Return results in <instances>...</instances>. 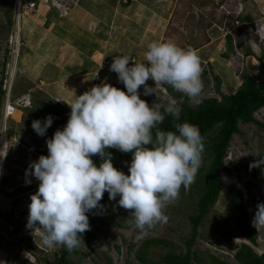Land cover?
Masks as SVG:
<instances>
[{
  "label": "rangeland",
  "instance_id": "obj_1",
  "mask_svg": "<svg viewBox=\"0 0 264 264\" xmlns=\"http://www.w3.org/2000/svg\"><path fill=\"white\" fill-rule=\"evenodd\" d=\"M38 1L50 5L44 11V17L49 18L51 7L57 9L63 0ZM240 1L245 5V13L251 12V23L264 17V0H138L132 3L128 0L125 4L122 0H98V11L108 19H89L88 28L83 32H93L95 37L90 40L91 44L80 47L85 55L80 60L76 57L79 52L72 54V46H68L69 41L70 44L81 41L77 32L82 29L76 25V20L65 19L67 15L63 17L66 23L61 25L65 28L67 24L72 25L74 29L69 30L79 35V38L73 35L74 41L68 40L65 33L57 28L60 21L51 18L52 24L46 23L44 19L32 16V12H18V0H0V80L3 79L0 81V157L5 156L4 166L0 163V264H12L10 261L41 264L44 259H54L59 245L54 248L44 246L39 233L26 227L30 196L37 191L39 184L35 177L26 175V169L40 155L48 154L46 139L61 129L57 120L67 123L71 111L68 104L74 101V94H83L102 81L126 92L118 81L117 73L110 71L113 59L128 56L135 63H147L145 53L150 43L173 42L199 58L203 85L199 101L204 97L220 101L222 95L234 93L245 74L252 73L256 81L261 80L260 62L256 57H263L264 61L262 45L250 33L248 25L232 24L230 10ZM58 11L53 12L56 14ZM55 24L58 25L54 29ZM14 33L22 42L17 60L10 45L15 41ZM227 34L231 36L232 43L235 42L237 52H231L228 47ZM225 44L229 52H226ZM50 67L56 70L52 72ZM39 71L44 73V77H50L45 81L47 84L42 83L46 86L38 84ZM214 75L219 77L218 86ZM6 78L11 79L13 97L28 93L32 101L31 108H23L19 113V120L7 117V123L2 114ZM147 84L156 88V95H140V98L150 107L159 104L162 110L172 100L177 106L181 103L196 104L167 84L155 85L151 79ZM141 91L143 86L139 89ZM175 91L180 94L175 95ZM48 115L53 117V123L46 136L39 139L27 136L35 132L32 122L43 121ZM253 116L257 122L239 121V132L234 133L229 142L223 159L225 169L220 171L219 194L196 229L190 247V264H209L214 260L241 264L234 258V253L243 244L252 247L258 255L264 254V231H255L259 244L253 245L245 239L237 223L239 211L231 191L232 185L242 191L241 202L252 221L256 206L264 203L262 165L250 168V164L264 157V107L255 111ZM213 134L214 131H210L203 139L202 154L205 157L209 153L208 138ZM130 162L131 157L121 161L119 170L129 174L127 165ZM207 165L208 159L205 158L189 189H181L178 199L163 210L168 217L167 224L157 225L142 236L130 222V211L118 205L117 196L116 200L106 204L101 222L90 228V237L82 235L79 246L68 255V264H165L166 254L184 253L186 241L192 233L189 217L199 198V179ZM29 180L31 183L26 182ZM156 240L162 242H151Z\"/></svg>",
  "mask_w": 264,
  "mask_h": 264
},
{
  "label": "clouds",
  "instance_id": "obj_2",
  "mask_svg": "<svg viewBox=\"0 0 264 264\" xmlns=\"http://www.w3.org/2000/svg\"><path fill=\"white\" fill-rule=\"evenodd\" d=\"M21 1L27 4L30 0ZM35 1L37 6L39 1ZM78 2L63 0L57 9L65 16ZM245 11L238 18L251 14ZM240 21L247 25L245 22H251V18ZM258 22L263 23L264 17ZM145 60L147 63H135L128 56L113 59L110 71L117 73L126 92L105 82L78 96L74 94V101L68 104L71 111L67 123L46 139L48 154L40 155L26 169V175L39 181L37 191L30 196L26 227L39 233L44 246L60 245L69 252L77 248L82 234L90 230L87 214L104 209L100 201L105 192L109 200L119 196L118 205L130 211V222L142 236L157 225L167 224L163 210L178 199L181 189L187 191L195 181L204 150L200 132L187 122L175 124L176 132L160 130L158 125L165 118L161 105L150 107L140 95H156V88L147 84L151 79L155 85L171 86L199 106L198 98L203 91L199 58L173 42H152ZM256 60L259 62V56ZM141 86L143 91L139 92ZM24 95L29 96V103L17 106L7 115L4 102L2 114L6 123L14 111L22 113L23 108L32 107L28 93L11 95L10 100ZM164 111L179 120L181 109L175 100ZM52 123L51 115L43 121L34 120L31 127L35 132L29 134L46 136ZM107 149L131 153L129 174L113 166L112 154ZM94 156L100 158L99 166L93 162ZM260 165H264V159L250 164V168ZM261 176L264 180L262 172ZM251 226L264 231V203L256 206Z\"/></svg>",
  "mask_w": 264,
  "mask_h": 264
},
{
  "label": "trees",
  "instance_id": "obj_3",
  "mask_svg": "<svg viewBox=\"0 0 264 264\" xmlns=\"http://www.w3.org/2000/svg\"><path fill=\"white\" fill-rule=\"evenodd\" d=\"M242 20L249 21L250 15H245L244 17H239ZM227 44L228 47H232L231 36L227 34ZM259 74L261 77L260 81H256L251 75L245 74L242 77V82L240 87L234 92L226 95H222L221 100L217 98H201L199 101V106L195 104L194 106H189L186 103H181L180 107V118L176 120L173 116L167 114L162 109L161 112L164 113V120L158 125V128L162 131H173L176 132L175 124L189 123L192 127L197 129L203 139L208 132L214 131L213 136L208 138L209 153L205 157L202 154V161L206 158L208 159V165L206 171L202 174L199 179L201 184L199 185V198L196 202L193 214L190 215L189 221L192 224V233L189 239L186 241L187 250L184 253H168L164 256L163 262L165 264H190L191 254V244L195 237L196 229L201 223L202 219L208 213L210 206L214 204L217 200L220 186L221 177L220 171L225 169L224 166V155L229 146V142L234 133L239 132L238 123L239 121H251L257 122L253 114L255 111L264 107V61L263 57H259ZM214 79L217 81V86L219 85V77L214 75ZM1 90V87H0ZM175 91V95H178ZM61 126L66 124L63 120H57ZM155 133V129L153 130ZM178 134V133H177ZM147 145L146 147H150ZM108 152L112 154L113 166L119 170L118 165L121 161L131 157V153H123L117 149H107ZM95 164H100L101 160L98 156L92 157ZM264 159V157H262ZM262 174L264 176V165H262ZM232 196L236 199L235 207L239 211V216L237 223L240 230L245 238H247L253 245L258 243L256 240L255 229L251 226V221L248 217L244 205L241 202L243 199L242 191L235 185L231 186ZM108 193L105 192L103 199L100 201L104 205V209H95L93 212L88 213L90 228L96 227L102 220L105 213L106 204L110 203ZM85 237L89 238V230L83 233ZM82 234V235H83ZM153 243L162 242L161 240L151 241ZM259 244V243H258ZM76 249V248H75ZM74 249V250H75ZM73 250V251H74ZM71 251V252H73ZM64 246H58L57 253L53 260L44 259L41 264H68V255L71 253ZM140 260L143 258L139 257ZM234 258L238 260L241 264H264V254L258 255L252 247L243 244L234 253ZM197 261L202 262L201 258L196 257ZM214 259V258H213ZM209 264H231L222 261L214 260Z\"/></svg>",
  "mask_w": 264,
  "mask_h": 264
},
{
  "label": "crops",
  "instance_id": "obj_4",
  "mask_svg": "<svg viewBox=\"0 0 264 264\" xmlns=\"http://www.w3.org/2000/svg\"><path fill=\"white\" fill-rule=\"evenodd\" d=\"M157 1H160V0H157ZM48 6H50L48 3H43V2H39L38 3V5L36 6V8H35V10L32 12V16H35L36 18H38V19H44L45 20V22L46 23H49L50 22V24H52V19L51 18H53V20L55 21V20H57V21H60V23H58V24H60V26L59 27H57L61 32H64L65 33V36H67L66 38H68V40H70V39H72L73 41L75 40V36H79V35H75V34H73L74 32L72 31L74 28L72 27V25H69V24H67V26H66V28L63 26V25H61V24H63V22H65L66 20H64L63 19V17H64V15H62L61 14V12H60V10L55 14L53 11H56L57 9L56 8H54V7H51V12H48L49 13V18H48V16H46V17H44V14H46V12L44 13V11L48 8ZM99 7H100V3L98 2V0H79V2L77 3V5L67 14V16L65 17V19L67 18V17H69V18H71L72 20H76V25L77 26H79V27H81V29L82 30H80L79 32H77V34H80V36H81V41L79 42V41H74L73 43L75 44V46L76 47H74V44H70V41L68 42L69 43V45L68 46H72V54H76V52H79V54H81V55H79V54H77V56L76 57H78L80 60L82 59V58H84L85 57V55H83L82 54V52H81V50H80V47L83 45V44H91V43H89L90 42V40L91 39H94L93 37H95L94 36V34H93V32L92 33H87V32H83L86 28H88V26H86V24L88 23V21H89V19H97V20H101V19H108V16L107 15H105L104 17H103V15L104 14H102V13H100L99 11H98V9H99ZM53 8L54 9H56V10H53ZM116 9V8H115ZM116 11V10H115ZM106 12V11H105ZM92 17V18H91ZM114 18V17H113ZM112 18V19H113ZM87 21V22H86ZM45 23V24H46ZM66 23V22H65ZM58 24H55L54 25V29L56 28V26L58 25ZM47 25V24H46ZM66 25V24H65ZM69 25V26H68ZM50 26V25H49ZM52 27V26H51ZM69 29H72V30H69ZM72 31V32H71ZM82 32V33H81ZM88 32H89V30H88ZM93 34V35H92ZM73 35H75V36H73ZM38 36V35H37ZM73 36V37H72ZM92 36V38H90ZM76 37V39H78ZM220 37V36H219ZM37 37L35 36L34 37V39H36ZM77 43V44H76ZM226 45V44H225ZM79 48V49H78ZM225 48H227V45H226V47ZM32 50H33V48H32ZM80 50V51H79ZM225 50V49H224ZM81 52V53H80ZM225 52V51H224ZM69 56H70V54H69ZM78 64H79V62H78ZM54 66H56V65H54ZM49 69H51V71L52 72H54L56 69L55 68H53V67H50ZM259 70V69H258ZM51 71H49V72H51ZM39 74H38V77H37V79L39 78V81H38V84L40 85V84H42V83H46L47 81H48V79L50 78L49 77V75L48 76H46V77H44L43 76V74L44 73H42L41 71H39L38 72ZM55 75V74H54ZM249 75H251L252 77H253V75H252V73H249ZM51 77L53 76V75H50ZM56 76H58V75H56ZM254 78V77H253ZM46 81V82H45ZM47 84V83H46ZM42 86H46V85H43L42 84ZM42 86L40 87V88H42ZM13 260H15V258H13ZM12 264L14 263V264H16L14 261H10Z\"/></svg>",
  "mask_w": 264,
  "mask_h": 264
},
{
  "label": "built area",
  "instance_id": "obj_5",
  "mask_svg": "<svg viewBox=\"0 0 264 264\" xmlns=\"http://www.w3.org/2000/svg\"><path fill=\"white\" fill-rule=\"evenodd\" d=\"M124 2L126 0H123ZM136 1V0H133ZM36 1L35 0H30L27 4H23L21 0H18V12H20V10H22V12H27V14L29 12L34 11L35 7H36ZM239 4V6H238ZM238 4H235L234 8L232 10H230V12L233 15V22L234 24H241L242 22L240 21V18H238L239 15L243 14L244 12V3L243 1H240ZM222 7V6H220ZM250 30V33H252L253 37L256 38V40L262 45L263 48H261L262 53L264 54V22H258V21H254L253 24H251V22H245ZM243 24V23H242ZM17 33H14L15 36V41L14 43L10 42V45L12 47V54L14 56V58H16L19 54V52H14V49L17 47H20V45H22L21 40H19L18 36L16 37ZM13 40V39H11ZM233 45V50H235L237 52V46L235 44V42L232 43ZM102 83H104L103 81L99 83V85H101ZM12 82L11 79L9 80L8 78L4 79V84H3V90L5 92V104H6V115L8 113H10L11 111L15 110L17 106H25L29 103V96L28 95H24L22 97L19 98H15L13 100H10V97L12 95ZM4 119H6V117H4ZM22 136H25L22 135ZM27 136H31L34 139H39L40 136H38L37 134H29ZM22 138V137H21ZM4 161H5V156L4 154L2 155V159H0V163H2V167L4 166ZM31 161V160H30Z\"/></svg>",
  "mask_w": 264,
  "mask_h": 264
},
{
  "label": "bare ground",
  "instance_id": "obj_6",
  "mask_svg": "<svg viewBox=\"0 0 264 264\" xmlns=\"http://www.w3.org/2000/svg\"><path fill=\"white\" fill-rule=\"evenodd\" d=\"M14 52H19V47H17V48H15L14 49ZM19 113H20V111L18 110H16V111H14L13 112V117L16 119V120H19ZM5 148H6V146H5ZM3 150H5V149H3Z\"/></svg>",
  "mask_w": 264,
  "mask_h": 264
}]
</instances>
